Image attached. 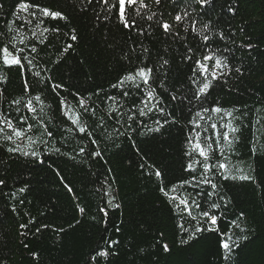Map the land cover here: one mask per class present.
Masks as SVG:
<instances>
[{"label": "trees", "instance_id": "1", "mask_svg": "<svg viewBox=\"0 0 264 264\" xmlns=\"http://www.w3.org/2000/svg\"><path fill=\"white\" fill-rule=\"evenodd\" d=\"M18 2L0 0V29L5 21L15 20L12 11ZM31 2L59 10L68 18L44 21L41 27H48L50 31L45 33L47 40L39 46L37 58L41 67L51 69L55 81L65 85L62 94L79 91L87 95L98 89L114 93L110 85L128 70L127 62L121 56L122 49L132 46L127 32L116 23H104L103 11L95 0L90 6L85 0ZM229 5L236 8L234 15L227 11ZM169 7H172L170 2ZM189 11L193 12L194 18L202 11L206 13L199 17L202 23L198 27L203 28L204 24L211 22L210 36L219 38L223 33L224 39L219 47L223 50L226 45L231 49V62L243 70L242 75L233 74L228 84L218 83L207 102L197 106L207 107L219 101L225 108H239L240 112L234 114L243 113L244 116L239 122L243 127L230 161L232 167L243 169L242 174L253 177V180L228 181L221 189L230 203L218 211L219 231L197 233L188 244H181V239H187V233L182 234L179 225L191 230L196 222L172 211L159 191L161 184L186 175L182 172L186 159L182 147L187 133L186 120L190 118L186 102L182 106L184 119L181 124L184 127L170 123L159 133H147L139 120L132 129L108 120L104 132L94 130L99 148L103 150V158L97 163L76 156L79 147L87 148L90 141L81 140L77 133L69 132L61 123L58 111L52 116L56 101L49 97L48 103L52 107L46 110L47 115L43 118L55 121L48 125L54 138L47 145L39 146V159L8 154L0 144V179L5 181L0 185V264H85L89 253L98 245L103 248L108 239L119 243L116 253L106 258V264H224L220 259L219 232H228L233 221L245 228V233H239L232 227L233 238L246 235L247 239L240 242L229 264H264V0H215L214 7L207 6L202 10L193 5ZM96 12L101 13L100 18ZM20 16L32 19L23 12ZM36 23L33 21L28 25L23 20H15L14 26L30 37L29 29L40 31L35 28ZM54 28L59 32L51 30ZM73 29L78 42L65 55L61 49L72 43L65 34H70ZM132 39L135 40L136 36L133 35ZM140 39L145 47L154 49L153 62L156 50L171 47L168 88H181L184 94L191 96L189 86H185L191 73L190 63L180 60L184 50L176 43H156L155 37ZM248 42L254 44L251 50L238 48ZM4 74L10 80L7 93H19L16 69ZM0 91H3L2 85ZM160 91L165 93L161 106L179 117L181 106L170 101L163 86ZM136 95L128 98L129 105ZM103 99L101 96L100 100ZM93 101L100 104L95 96ZM3 108L7 109L8 105L3 104ZM97 110L102 111V107ZM195 110L193 108V112ZM124 111L127 112L128 108L125 107ZM143 119L148 126L155 127L152 119ZM32 123L34 129L29 134L39 136L43 129L37 131L39 126ZM114 129L126 135L120 136ZM57 147L62 154L53 151ZM153 165L163 172V181H155ZM149 171L153 172L152 179ZM105 179L113 182V191L118 193L115 203L120 207L109 208L107 218L102 219L103 214L98 208L105 205L101 201L102 185L98 181ZM65 185L73 191L69 192ZM21 187L25 189L23 193L18 191ZM179 194L186 195L184 192ZM201 199L207 208V202ZM217 202L223 204V201ZM77 204L85 208L83 215L78 212ZM21 224L28 227L21 229ZM44 225L47 227H42ZM37 227L41 228L39 232ZM165 244L169 251L164 250ZM33 254H36L35 258ZM104 260L102 258L101 264Z\"/></svg>", "mask_w": 264, "mask_h": 264}, {"label": "snow or ice", "instance_id": "2", "mask_svg": "<svg viewBox=\"0 0 264 264\" xmlns=\"http://www.w3.org/2000/svg\"><path fill=\"white\" fill-rule=\"evenodd\" d=\"M85 2L90 6L94 0ZM95 4L103 11L104 23L118 24L122 31L127 32L128 39L132 40L131 47L121 50L122 59L127 62L128 70L110 85L114 93H105L103 89H98L95 93L87 95L79 91L68 95L62 94L65 85L55 81L51 76V69L47 66L41 67V61L37 58L40 55L39 46L44 45L47 40L45 33L50 31L48 27H41L44 21L48 18L52 20L68 18L59 10L32 3L31 0H19L12 11V16L15 20H23L24 24L28 25L37 21L35 28L40 31L29 29L31 36H25L20 27L14 26L15 20L5 21L3 28L0 29L2 66L0 85L3 86V91H0V144L8 154L39 159L41 155L38 151L39 146L47 145L54 138L48 125L55 121H46L43 118L47 115L46 110L52 107L48 103L49 97H52L56 101V111L52 112V116H56L58 111L61 123L69 132L77 133V138L81 140L90 141L87 148L79 147L76 156L98 163L103 158V150L99 148L95 139V129L104 132L108 127V120H113L115 124H120L126 129H132L133 124L139 120L147 133H159L170 123L184 127L181 124V120L184 119L182 106L186 102L190 117L186 120L187 133L182 147V155L186 158L182 172L186 175L174 182L161 184L159 191L172 211L196 222V226L191 230L185 228L183 224L179 225L181 233H187V239H181V244H188L196 238L197 233L219 231L218 211L230 203L227 194L222 193L221 189L228 181H251L253 177L242 174L243 169L232 167L230 161V157L235 154L234 145L238 143V134L243 127V124L239 123L244 119L243 113L234 114L240 112V109L225 108L219 101L207 107H197L207 102L211 90L218 83L228 84L233 74H243L242 68L231 62L232 50L226 45L223 46V50L219 47L224 34L221 33L219 38L210 36L209 32L213 27L211 22L204 24L203 28L198 27L202 23L199 17L206 13L202 11L194 18L193 12L189 11L193 5L202 10L207 6L214 7L215 0H95ZM227 11L234 15L236 8L229 5ZM22 12L32 19L21 17ZM96 16L100 18L101 13L96 12ZM51 30L59 32L58 28ZM65 35H68L72 42L61 49L67 55L78 42V35L74 29ZM133 35L136 36L135 40L132 39ZM142 37H155V42L160 44L176 43L184 50L180 60L190 63L191 73L187 76L188 83L185 86H189L191 96L184 94L181 88L175 86L168 88L167 81L171 71L168 57L171 47L156 50V59L153 62L154 49L145 47L140 39ZM253 47L252 42L238 46L248 50ZM13 68L16 69L20 88L19 93L15 95L7 93L10 80L4 74L10 73ZM161 86L167 90L170 101L181 106L179 117L170 111L166 112L165 107L161 106L165 95L160 91ZM134 93L137 94L136 98L129 105L128 98ZM93 96L100 101L99 105L93 101ZM101 96L104 97L103 100H100ZM5 103L8 105L7 109L3 108ZM98 107H102V111L98 112ZM125 107L128 108L127 112L124 111ZM193 108H196L194 112ZM13 112L15 116L12 115ZM143 118L152 119L155 127L148 126ZM30 121L39 126L37 131L43 129L39 136L29 134L34 129V123ZM114 131L120 136L126 135L119 129ZM252 143L255 144V140ZM136 150L139 152L138 148ZM53 151L62 154L59 147ZM143 167L141 165L142 170ZM151 167L154 169L155 181H163L165 179L163 172L154 165ZM148 175L150 179L153 178L152 171H149ZM98 183L102 185L101 201L105 205L99 207L98 212L103 214L102 219H106L109 208L115 210L120 207L115 203L118 193L113 191L112 181L105 179ZM4 184L5 181L0 179V185ZM65 186L69 192L73 191L70 186ZM18 191L23 193L25 189L21 187ZM181 192L186 195H178ZM201 197L207 202V208L204 207ZM218 200L223 201V204L217 202ZM76 207L83 215L85 208L78 204ZM76 223L79 224L80 221L77 220ZM27 227L26 224L20 225L21 229ZM42 227L46 228L47 225ZM232 227L238 229L239 233H245V228L237 221H233L228 232H219L220 259L224 264H229L240 242L247 239L246 235H237L233 238ZM40 230L41 228L37 227V232ZM58 231L62 232L63 229ZM118 243L116 240L108 239L103 248L98 245L89 253L85 264H101L102 258H105L106 264V258L116 253ZM163 247L165 251H169L166 244ZM33 256L35 258L36 254Z\"/></svg>", "mask_w": 264, "mask_h": 264}]
</instances>
